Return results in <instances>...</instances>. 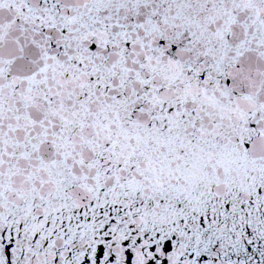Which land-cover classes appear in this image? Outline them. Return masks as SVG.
<instances>
[{
    "label": "snow or ice",
    "instance_id": "obj_1",
    "mask_svg": "<svg viewBox=\"0 0 264 264\" xmlns=\"http://www.w3.org/2000/svg\"><path fill=\"white\" fill-rule=\"evenodd\" d=\"M0 264H264V0H0Z\"/></svg>",
    "mask_w": 264,
    "mask_h": 264
}]
</instances>
